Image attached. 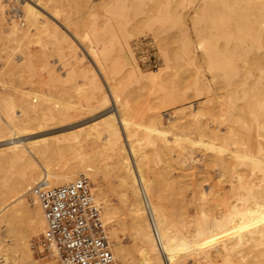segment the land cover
<instances>
[{
	"label": "bare ground",
	"instance_id": "6f19581e",
	"mask_svg": "<svg viewBox=\"0 0 264 264\" xmlns=\"http://www.w3.org/2000/svg\"><path fill=\"white\" fill-rule=\"evenodd\" d=\"M31 1L30 3L24 1L21 5L22 22H24V25L21 27H25V29H21L20 25L17 26L11 21L13 26L11 29H8L10 31L7 33V40L14 43H25L23 41L24 39H37L36 41L40 42L41 39L47 37L51 42V48L53 47L52 51L54 50V53L58 54L60 59L64 56H68L71 62L70 64L74 65V67H68L64 75H59L55 70L48 67L46 63L45 67L47 68L46 73L49 78L48 82L53 83L52 86L54 90L59 89V91L62 90L68 94L67 100L62 103L54 104L52 107L48 108L36 109L33 107L32 115L28 113L23 115L19 122L13 121L7 111L0 107V169L6 167L8 171H13L10 176H2L0 178V259L3 262L1 263L35 264L31 253L29 235H33L38 231H43L45 223L41 209L31 193L34 186L38 185L43 188L53 189L69 185L81 178V176H85L96 188L95 191H97V194H95L94 198L95 203L96 201H102L104 203L102 217L104 224L106 221L107 223H111L116 217L115 210L106 205V202L103 201L102 198L101 189L98 188V183L101 181H99V178L106 171H111L116 178L115 182L119 188V196L126 208L125 215L127 212L128 223L134 233L135 247H133L138 255L139 264H188L189 261H201L202 264H213L216 257L222 259V264H229L232 242L235 241L238 245L252 242L253 239L249 238L253 236L252 234L255 235V233L260 234V237L264 238V151L258 146L259 144L257 145L256 153L251 152L249 148L243 150V143L239 146L240 149L242 148V151H240L238 147H235L238 150L234 151H229L228 149L229 153L231 152L232 155L230 154L231 156L226 157H228V159L232 157V159L237 162L236 164L245 165L244 168L247 166L248 169H246L249 172L247 176L249 179L246 180L244 178L246 175H237L236 181L239 189L235 193L229 190V192L233 194L230 195L228 192L226 197H221L218 192L212 194L211 199H209L210 197L207 198L206 195L210 191L206 194L203 189H197L196 194L194 192L195 195H192L191 192L194 191L193 188L190 193L195 197L191 198L197 200L200 197L199 200L202 201L201 205H198V203V206H196L197 216H195L196 219L199 218L197 220L196 230L190 228L195 231V234L191 235V231L190 233H188L189 231H180V235L174 234L173 231L176 230H171L170 220H167L169 217H166V213H163L166 211L162 209V194H160L159 191L157 192L158 189H156L155 184L154 187L156 190L152 187V184L148 181V175L145 176L144 166L145 161H148V156L145 153V149H143V151L142 148L136 144L137 140L135 136L137 135V130L142 128L146 134L145 142L147 146L149 145V147L152 148L151 150L154 152L157 159L164 156L171 163L173 162V165L178 163L181 168L185 169V165L183 166V164L186 159H179V161L173 159L174 156H172V153L174 150L176 151V148L181 150V152L184 151L186 155H191L193 152H189L188 148L191 149V147L195 148L196 146L203 148V150L207 149L208 151L211 150L212 152L222 154L227 151L226 141H229L232 136V129H228L230 131L228 132L229 135L225 137L219 132H214V130L210 129L207 125L203 123L198 124L196 122L197 110L194 109L191 104L186 107L185 101L187 99L184 97L185 94L180 93V85L178 84V87L176 85V83H179L177 82L178 77L176 83L174 82L175 77L173 76L174 81L171 78V86L170 80L166 84L161 81L164 79L162 78V73H164L165 69H168V65H170L172 61L171 59H164V70L159 69L155 72L152 71L144 74L137 65L131 49V35L126 31V26L122 22L116 20L110 21L106 18H102L98 23L91 22L88 25V29L84 31L82 29L80 30V28H82L81 25L80 28H78L79 23L76 20L73 23L72 18L65 13L66 10L62 8L63 0ZM136 1L137 7L143 8V0ZM225 1L227 0H200V4L203 12H205L211 5L216 6L218 4H223ZM1 10L2 8L0 9V14H2ZM227 10L230 12L231 17H236L235 19L232 18L234 29L229 31L220 30L218 31L217 38H212L211 36H205L203 31H199L197 27L195 28L197 44L194 43V45L196 44L195 47L201 51V57L205 59L207 68L211 73H219L226 77L227 80H230L237 74L239 75L240 72L239 70L237 73L234 66L235 64L233 65V56L236 53L234 50V52L231 51L229 54H226L225 51L221 52V48H218L219 50L217 49L216 42L222 40L226 46L233 44L232 46L239 47L242 50L247 47L253 50H264V0H232V5L227 6ZM218 16H220V19L218 17L219 22L217 25H215L216 23L214 24V27L217 28H215L216 30L224 25L222 22L223 19L221 18L223 15ZM195 19L196 25L200 23L198 18L195 17ZM145 21L148 23L149 27H152L153 31V28H156V31H158L163 28L164 24L178 23L180 20L179 17L170 14H161L159 11L153 15L150 20L147 19ZM76 22L77 25L75 24ZM155 35H157V33ZM78 39H85L90 42V45L87 43L88 47L86 44L84 47L88 50L86 54L92 61V65L90 64L92 68L87 65L85 66L84 60H86V56L79 48V45H77V42L79 44ZM192 47L187 32L182 33L181 46L179 47V52L175 54V59L183 61L182 63L185 62L188 67L196 66L195 63L197 64L198 61L196 54L192 51ZM79 49L80 51H77ZM255 55L252 56L251 62H253L255 58V63H253L260 64L262 62H260V60H263L264 57L262 58V56L264 55L261 56L262 59H260L258 54L256 57ZM242 58L243 60L245 59L244 57ZM258 59L260 60L258 61ZM64 60L61 59V62L63 63ZM169 61L170 63L168 64ZM256 66L258 70L262 69H260L258 65ZM169 68L171 69L170 66ZM251 69L253 70V68ZM195 70L196 68L194 71ZM244 70L246 71V69ZM11 71L12 70L9 69L6 74H9ZM193 73L194 72L188 75L190 82L187 87L186 85L185 87L187 90L198 92L199 80L198 77L195 76L196 72L195 74ZM216 73L213 74L216 76ZM260 73L261 77L264 78V72ZM197 74L199 76V73ZM101 78L105 86L101 84ZM132 79L137 80V84L140 83L139 80L153 82L152 85H156V88L158 85L160 90L163 91L161 92L159 90L160 94L163 95V97H161V104L164 105V107L171 108V110L173 109V116L167 121V124L163 123L162 117L159 114L150 115L148 120L146 119L147 122L145 125L133 121V116L131 117L129 110V99L131 97L128 98V94L130 90L128 94L126 91L132 88ZM154 82L159 83L155 84ZM263 83L264 82L260 81L262 85L261 89L264 90ZM167 84L169 88H166ZM178 88L180 89L179 91ZM166 89L168 91H166ZM206 89L210 92L208 87H206ZM247 89L248 87L246 90ZM258 90H256V92H258ZM259 91L262 92V90ZM244 92L245 91H243V93ZM251 92L252 93L245 92L244 96L246 97L249 94H253V99L256 101L259 96H257V93L254 94L253 91ZM37 95L29 94L38 104L50 102L48 96L41 94ZM255 95L257 98H255ZM252 97L250 96V98L247 97L248 100H243V102L247 104V106H243L245 108L247 107V111L249 110V99ZM261 98L258 99L257 102L261 100ZM157 99H160V97ZM232 100L234 99L231 98V101ZM244 103H241V105ZM252 105L253 104L249 107ZM262 105L258 104L256 109L253 106L255 110L251 107L253 111H251L250 108L251 115L249 116L256 120V115L258 114L256 111L264 110ZM187 108H189V111H187ZM233 110L236 109L233 108ZM263 113L262 115H264ZM3 115H6V119L3 118ZM260 115L258 114V116ZM240 118L244 119V117ZM261 120H264V118ZM229 121L231 122L233 120ZM223 122L224 121H222V123ZM247 122L249 121L247 120ZM257 124L260 125V122H257L256 126ZM261 124H263V122H261ZM240 127L242 129V126ZM249 127L247 130H252V127ZM261 129H263L264 132V126H262ZM238 134L239 133H237V135ZM256 135H258V133ZM4 137H7V139H1ZM233 137L235 136L233 135ZM237 140L235 142H237ZM235 142H233L232 145L237 144ZM253 143L256 144L254 141ZM260 144L262 145L263 143ZM3 147L4 149H2ZM250 148L252 149V147ZM253 148L254 151L256 148L254 146ZM176 155V159H178V154ZM217 158L218 157L215 159ZM206 159L210 160L211 158L207 157ZM161 160L158 161L160 162ZM206 162L208 164L210 161ZM228 163L229 162L224 161V159H217L215 164L225 170L228 169ZM207 164L206 166H209ZM215 164L214 166H216ZM148 165L146 166L148 167ZM178 165L177 168L181 169ZM190 171L188 169V172ZM146 173L149 174L148 171ZM181 173L184 174V172ZM152 178L154 179V177ZM196 185L195 187H197ZM27 193H31L33 196L32 198L35 202L34 213L31 212L24 201V197ZM196 195H198V198ZM232 197L235 199L236 204H228L223 199L225 198L227 200ZM229 200L228 202H230ZM185 202L187 201L185 200ZM185 202L183 203L184 206ZM218 202H222V206L219 207L218 205L220 204L217 205ZM188 206L186 204V207ZM177 208L180 207L178 206ZM187 210L189 211L190 209ZM182 212L183 210L179 212L180 216L184 214H182ZM216 212H219L218 216H216ZM192 214H194V211ZM183 216L181 217L183 218ZM190 218H188V220ZM209 218L214 221L209 223ZM192 220L193 219H191V221ZM182 222L183 221H181V224ZM172 225L174 226V224ZM178 226H180V224H178ZM1 232H3V237L1 236ZM109 234L111 238H116V230H113L112 226H110ZM246 236H248V238L244 241L243 239H245L244 237ZM213 244L216 245L215 247L219 246V251H217L216 255H212L208 251ZM241 245H239L238 248L243 247ZM113 252L114 259H117L122 264H138L131 251L119 246L117 243L113 246ZM55 264H59L57 260ZM238 264H247V262Z\"/></svg>",
	"mask_w": 264,
	"mask_h": 264
},
{
	"label": "rangeland",
	"instance_id": "374dc122",
	"mask_svg": "<svg viewBox=\"0 0 264 264\" xmlns=\"http://www.w3.org/2000/svg\"><path fill=\"white\" fill-rule=\"evenodd\" d=\"M24 1L30 3L31 0H0V9L2 8V10H1L2 14H0V31H1V33H0V107L5 109L7 111V113L9 114V116L12 118V120L15 122H19L23 115H25L27 113L31 114L33 111V107L36 109L48 108V107H52L54 104H59L65 100H67L68 94L66 92H64L62 90L59 91V89L54 90L53 86H52L53 83L48 82L49 78H48V74L46 73V69H47L45 67L46 63L48 64V67L55 70V72L59 75H64V72L67 70L68 67H74V65L70 64L71 62L69 61L68 56L67 57L64 56L63 58H61L63 60L65 58L63 63L61 62L60 56L58 54L54 53V50L52 51L53 47L51 48V42L49 41V38H47V37H44L43 39L40 38L41 39L40 42L36 41L37 39L36 40H33V39H30V40L26 39L25 40L24 39L23 41L25 43H20V42L14 43V42H10L9 40H7V33L10 31L8 29H11V27L13 26L11 24V21H13L17 26L20 25V27L22 25H24V22H22L23 16L21 13L22 12V6L21 5L23 4ZM31 2H35V0H32ZM136 4H137L136 0H63L62 1V8H63V10H66L65 13L70 18H72L73 23L75 20L79 23L78 28H80V25H81L82 28H80V30L82 29L85 31V29H88V25L91 22H97L98 23L101 21L102 18H106L110 21L116 20V21H119V22H122L123 24H125L126 31L131 35L130 46H131V49L133 51L136 63L144 74H147V73L152 72V71L155 72L159 69L164 70L165 69L163 67V66H165L164 59L165 58L171 59L172 60L171 63H170V61L168 62V64L170 63V65H168V69H165L164 73H162L163 74L162 78H164V79L161 81H163V83L166 84L170 80V86H171V78L173 80V78L175 77V79H174L175 81L174 80L173 81L176 83L177 77H178L177 82H179V83H176V85L178 87V84H179L181 90L178 88V91L180 90L179 91L180 93L185 94L184 97H185V99H187L185 101L186 107L189 106V104H191L194 107V109L197 110L196 122L198 124L203 123L204 125H207L210 129H213L214 132H219L221 135H223L225 137H227V135H229L228 132H230V131L228 129H232L231 134L232 133L233 134L230 137L229 141H226V146H227L226 152L227 153L224 152L222 154H219L217 152L216 153L212 152L211 150L210 151H208L207 149L203 150V148L196 146L195 148L191 147L192 150L190 148H188L189 152L193 151L191 154L192 155V157H191V155H186V154H184V151L181 152V150L176 148V151L174 150V152L172 153V156H174L173 159L175 161H179V159L180 160L186 159L183 166L185 165L184 167L187 170H185L184 168H181V166L178 165V163H176V164L178 166H180L181 169L177 168L176 164L173 165L174 163L173 162L171 163L164 156L161 157L162 160H161V158L157 159L154 155V152L151 150L152 148L149 147V145L147 146V144L145 142L146 134L144 133L142 128L137 130V135L135 136V139L137 140L136 144L140 148H142V150L145 149V153L148 156L147 157L148 161H145V166H144L145 167V174H146L145 176L148 175L147 176L148 181L152 184V187L155 189V187H154V184H155L156 189H158L157 192L159 191L160 194H162L161 195L162 199H163L162 200L163 204L161 203L162 209H163V211L164 210L166 211V212H163L164 214L166 213V217H169L167 220L168 221L170 220L169 223H170V227H172L171 230H176L173 232H174V234H177V235L181 234L180 231L181 232H188L189 231L188 233H190V231H191L190 234L194 235L195 234L194 230H196V226H197L196 224L198 222L197 220L199 219V218L196 219V216H197L196 206L201 205L202 201L199 200L200 197L198 198L197 197L198 195H196V197L198 198L197 199L198 201L195 200V198H191V197H195L192 195L196 194L197 189L198 190L203 189L206 194L210 191L207 194L208 196L206 195L207 198L210 197L209 199H211V195L214 193L216 194L219 192L218 194H220L221 197L222 196L226 197L228 195L229 190L230 191L232 190L231 192H234V193L237 192V190L239 188L237 187L236 176L237 175H240V176L246 175V177L244 176V178L246 180H248L249 178L247 175H249V172L247 170L248 169L247 166L244 168L245 165L236 164L237 162L234 161V159H232V157H229V159H228V157H226V156L232 155V153L231 152L229 153V151H234V150L240 149L239 146H241L242 143H243V146H242L243 150L249 148V150L251 152L256 153L257 147L259 146L264 151V146H263L264 145V132H263V129H261V127L264 126V120H261L264 118V115H262L264 110L256 111V113H258L259 115L261 114L260 116H258V114L256 115V113H255V115L257 116L256 120H254L253 117L249 116V115H251V111H253V109H254L253 106L256 109L258 104L264 105V95H263L264 90L261 89L262 85L260 84V81L264 82L263 81L264 78L261 77V75H260L261 74L260 72H264V67H263L264 66L263 65L264 64V58H263L264 56H262V55H264V50H261V49L253 50V49H249L248 47L242 50L239 47L232 46L233 44L226 46V44L222 40H218L216 42V45H217V49L221 48L220 49L221 52L225 51L226 54H229V52H231L233 50L235 51L236 54L233 56V65L235 64L234 66L236 68L237 73L240 70L239 75L237 74L235 77L231 78L230 80H227L226 77H224L223 75H220L219 73H216V72L211 73L208 70L207 63H205V59L204 58L202 59V57H201V51L195 47V45L197 44V42H196L197 37L195 34V28L198 27L197 29L199 31L202 30L203 34L205 36H211L212 38H215V37L217 38L218 33H219L218 31H220V30L229 31V30L234 29V25H232V18L235 19L236 17L235 18H234V16L231 17L230 12L227 10V6L232 5V0H227L223 4H218L216 6L211 5L208 9H206L205 12H203V10H202L200 0H143V4H144L143 8L137 7ZM159 11L161 14H170L172 16L179 17L180 21L178 23L164 24L163 28L161 30H158V31H156V28H153L154 29V31H153L152 27H149L148 23L145 20H147V19L150 20V18ZM218 15H223V17H221V18L223 19L222 22L224 25L221 28H218V30H216L217 28L214 26L217 25V23L219 22L220 16H218ZM146 17H149V18H146ZM195 17L198 18V20L200 22L197 25L195 24V20H196ZM218 17H219V19H218ZM77 22L75 23L76 25H77ZM83 27H84V29H83ZM23 28L25 29V27H21V29H23ZM185 32H187V35H188L189 39L191 40V45L193 46L192 51L194 54H196V57H197L198 63L197 64L195 63L196 66H189L188 67V66H186L187 64L185 62L182 63L183 61L175 59V54H177L179 52V47L181 46L182 33H185ZM156 33H157V35H155ZM78 41H79V44L77 42V45H79V48L81 49V51H83V53H85V56H86V58H85L86 60H84L85 66L87 65L88 67L92 68V66H91L92 61L90 60V58L86 54V51H88V50H86L84 47V45L85 44L87 45V43H89L88 45H90V42L88 40L86 41L85 39L84 40L78 39ZM83 41H86V42H83ZM194 43H196V44L194 45ZM88 45H87V47H88ZM80 49L77 51H80ZM257 54L260 57V59L263 58V60L258 59V61L259 60H260V62L262 61L263 64H262V62L260 64H254L255 63L254 57H253L254 63L251 62L252 56L255 55V57H256ZM261 56H262V58H261ZM242 57H244L245 59L243 60ZM42 64H45V65H42ZM252 64H254L255 66ZM256 65H258L259 68L260 69L262 68V69L258 70L256 68L257 67ZM42 66H44V67H42ZM169 66L171 67L172 70L169 68ZM77 68H78V66H77ZM195 68H196V70L194 71ZM249 68L250 69L253 68V70L256 69L255 70L256 72L253 71L252 69L250 70ZM9 69L12 71L9 72V74H6V72L9 71ZM244 69H246L247 72ZM247 69H249V70H247ZM191 71L194 72L193 74H195V72H196L195 76L198 77V80H199L198 92H194L192 90L186 89L187 85L190 82L188 75L192 74ZM248 72H250V73H248ZM197 73H199V76ZM213 73L214 74L216 73V76ZM219 75H220V77H219ZM250 75H252V76H250ZM240 77H241V79H240ZM132 80H133L132 88H130L126 91L128 94L129 90H130V93L128 94V98L131 97L129 99V103H130L129 104V107H130L129 110H130L131 117L133 116V118H132L133 121H135L136 123H139L141 125H143V124L145 125L147 120H148V117L150 115L159 114L162 117L161 119H162L163 123L167 124V121L169 119H171L173 116V109L171 110V108L164 107V105L161 104V100H162L161 97H163V95L160 94V92H159L160 88L158 87V85L156 88V85H152L153 82L146 81V80H144V81L139 80L140 81V83H139L140 85H139L136 83V82H138L137 80H135V79H132ZM100 81H101V84H103V85L105 84L104 81L102 80V78ZM142 81H143V83H142ZM257 81H259V82H257ZM157 83H159V82H157ZM157 83H155V84H157ZM134 84L137 86H135ZM165 84H163V85H165ZM229 84H231V85H229ZM185 85H186V87H185ZM152 86H154V87H152ZM206 87H208L210 89V92L207 91ZM247 87H248V89H247L248 91L246 90ZM166 88H169L168 84H167ZM258 88H259V90H262V92L259 91ZM157 90H158V92H157ZM256 90H258L259 93L256 92ZM166 91H168V90L166 89ZM243 91H245L247 93L248 92L252 93L251 91H253L254 94L257 93V96H259L257 98V96L255 95L256 96L255 98H257V100L260 99L261 97L263 98V99L261 98V100H259L257 102V100L254 101L253 94L252 95L249 94L251 97L253 96L251 99H249L250 100V102L248 103V109H249L248 111L249 112L246 110L247 107L246 108L243 107V106H247V104H245L243 102V100H246V99L248 100V98H250V96L248 95L245 97L244 96L245 92L243 93ZM124 92H123V94H124ZM161 92H163V91H161ZM231 93H232V95H231ZM29 94L46 95L50 98L49 99L50 102L44 103V104H41V103L38 104V103H36L34 98L29 96ZM124 97H125V95H124ZM149 97H151V98H149ZM159 97H160V99H157ZM231 98L234 99L235 101L234 100L231 101ZM130 100H131V102H130ZM134 101H135V103H134ZM230 102H232V103H230ZM241 103H244L245 105L244 104L241 105ZM251 104H253L251 106L253 109L251 107H249ZM263 105H262V107L264 109ZM233 108L236 109L237 111H239L240 113L237 112L236 110H233ZM250 108H251V111H250ZM241 109H243V110H241ZM187 111H189V108H187ZM227 111H230V112H227ZM244 113H245V115H244ZM228 116H229V118H228ZM233 117H234V119H233ZM240 117H244V119H242ZM3 118L6 119V115H3ZM250 118H251V121H250ZM229 120H233V121L230 122ZM247 120L249 122H247ZM222 121H224V122L222 123ZM228 121H229V123H228ZM257 122L258 123L260 122V125L257 124V126H256ZM261 122H263V124H261ZM230 123H231V125H230ZM239 125L242 126V129ZM248 125L250 127H252V130L251 129L247 130V128L249 127ZM238 126H239V129H238ZM245 126H247V127H245ZM240 129H241V131H240ZM237 133H239L238 134L239 136L237 135ZM257 133H258V135H256ZM233 135L236 137V140L238 139L240 141L237 140V142H235L236 140H235V137H233ZM240 136H242V137H240ZM257 136H259L260 138ZM5 138L7 139V137L1 138V139H5ZM231 138H232V140H231ZM260 139H261V141H260ZM233 140H235V141H233ZM253 141L256 144H254ZM233 142H235L237 144L232 145ZM260 143H263V144L261 145ZM244 144L245 145L247 144V145L245 146ZM251 145H253L256 148L254 151H253L254 148ZM230 146H231V150H230ZM4 147L2 149H4ZM235 147L236 148L238 147V149H236ZM250 147H252V149ZM228 149H229V151H228ZM241 149H240V151H242ZM176 154H178V159H176L177 158ZM179 154H180V156H179ZM206 156L211 158V159L207 160ZM216 157H218L217 158L218 160L224 159V161L229 162L228 163L229 164L228 169H225L226 171L224 169H222L221 167H219V165L217 166L215 164L217 161V159H215ZM158 160H161L160 161L161 163ZM206 161H210V162L207 164ZM206 164L209 166H206ZM214 164L216 166H214ZM146 165H148L149 168ZM201 166L205 169H203ZM170 167H171V169H170ZM146 168H148V169H146ZM188 169H189V171L190 170L191 171L188 172ZM156 170H157V173H156ZM147 171L149 174L146 173ZM165 171H166V173H165ZM186 171H187V173H186ZM181 172H184V174H182ZM223 172L225 175L223 174ZM12 173H13V171H8V168H6V167L1 168L0 169V178L2 176H10ZM227 173H230V174H227ZM189 174H191V175L193 174L194 177H193V175L191 176ZM218 174H219V176H218ZM101 176H100L101 179L99 178V181L100 180L101 181H100V183H98V185H99L98 188L101 189L100 191L102 192L101 194H102L103 201L106 202V205H108V207L115 210V215H116V217L112 220L111 223H107V221H106L105 222L106 225L104 224L106 227V235H107L108 243H109L110 249L112 250L111 252L114 255L113 246L115 243H117L119 246L130 250L132 255L135 256L137 263L139 264L138 258H137L138 255L134 250L135 249L134 248L135 247L134 246V244H135L134 233L129 226V223H128L129 221L127 219L128 218L127 212L125 215L126 208L124 207V203L122 202V199L119 196L120 192H119V188L117 187V184L115 182L116 178L111 171H109V172L106 171ZM164 176H167V177H164ZM188 176L189 177L191 176V177L189 178ZM81 177H85V176H81ZM152 177H154V179ZM227 177H229V178H227ZM149 178H151V179H149ZM88 181H89V179H88ZM89 184L91 187V193H92L93 197L95 198V194H97V191H95L96 188L91 184L90 181H89ZM231 184H233L234 186ZM195 185L198 188L195 187ZM186 186H187V188H186ZM229 186L230 187L233 186V187L230 188ZM193 188H194V191H192ZM190 192L192 193V195ZM194 192H195V194H194ZM231 192H229L230 195L233 194ZM221 193H223V194H221ZM230 195H229V197H230ZM163 196H165V197H163ZM32 197L33 196L31 193H27L26 196L24 197V201H25L27 207L31 210V212L34 213L35 212V202H34ZM183 199H184V201H183ZM192 199L194 200V202ZM223 199L228 204H232V203L236 204L235 199L233 197L229 198L230 200L229 199L226 200L225 198H223ZM232 199H233V201H232ZM185 200L187 202H185ZM228 200L230 202H228ZM182 201H183V203L185 202V206L182 203ZM180 202H181V204H180ZM96 204L100 207L101 212H102V217H103L104 203L102 201H96ZM186 204H187V206L189 204V206L186 207ZM218 204H220V205H218ZM180 205H182V206H180ZM217 205L219 207L222 206V202H218ZM178 206L180 208H177ZM177 209H179V210L181 209L180 211L183 210L182 214L184 213L185 215L184 214L183 215L185 217L183 215H181V216H183V218H182L180 216V213H179L180 211ZM187 209H190V210L188 211ZM193 211H194V214H192ZM189 212L190 213L192 212V213L190 214ZM170 213L171 214L174 213V214L171 215ZM218 213L219 212L215 213L216 216H218ZM188 215L190 217L191 216L192 217L190 218ZM179 218L181 221H183L182 224H181V221L179 220ZM188 218H190V219L188 220ZM191 219H193V220L191 221ZM172 220L173 221L175 220L176 224H175V221L173 222ZM213 221L214 220L211 218H209V220H208L209 223H211ZM177 222H178V224H180V226H178ZM187 223H188V225H187ZM172 224H174V226ZM110 226H112L113 230H116V238H114V239L111 238L110 234H109ZM182 226H183V228H182ZM185 226H186V228H185ZM190 228L191 229L194 228V230H191ZM41 232L38 231L37 233H35L33 235H29V240L31 242V245H32V241L35 240L36 238H38V236L41 234ZM1 234H2L1 236L3 237V232H1ZM252 235L253 236H250V238H249V239H253L252 242H247V243H244L242 245L239 244L243 247L238 248L239 245L237 244V242L236 243H235V241L232 242V244L233 243H235V244L234 245L231 244L232 252L230 253V263L229 264H238L241 262H247V264H264V238H261L260 234H257V233H255V235L254 234H252ZM251 237H253V238H251ZM244 238L245 239H243V240L246 241L248 236H246ZM5 240H7V239H5ZM215 246L216 245L213 244L212 247L208 249V251L212 255H216L217 251H219V246H217V247H215ZM236 247H237V249H236ZM31 250H32V248H31ZM31 253H32L33 260L35 261V264H55L56 263V258L54 256H49L46 253H40L39 254V253L33 252V250ZM0 262H2L1 259H0ZM116 262H117V264H122L117 259H116ZM188 264H202V263H201V261H199V262L189 261ZM213 264H222V259H220L219 257H216L214 259Z\"/></svg>",
	"mask_w": 264,
	"mask_h": 264
},
{
	"label": "built area",
	"instance_id": "2783aa9c",
	"mask_svg": "<svg viewBox=\"0 0 264 264\" xmlns=\"http://www.w3.org/2000/svg\"><path fill=\"white\" fill-rule=\"evenodd\" d=\"M31 193L45 223L33 252L54 256L59 264H117L87 178L53 189L37 185Z\"/></svg>",
	"mask_w": 264,
	"mask_h": 264
}]
</instances>
